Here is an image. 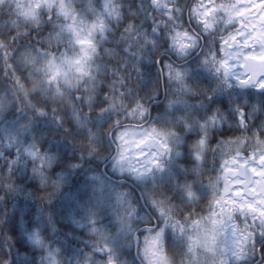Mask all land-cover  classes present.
<instances>
[{
    "label": "clouds",
    "instance_id": "9594fccd",
    "mask_svg": "<svg viewBox=\"0 0 264 264\" xmlns=\"http://www.w3.org/2000/svg\"><path fill=\"white\" fill-rule=\"evenodd\" d=\"M0 264H264V0H0Z\"/></svg>",
    "mask_w": 264,
    "mask_h": 264
}]
</instances>
